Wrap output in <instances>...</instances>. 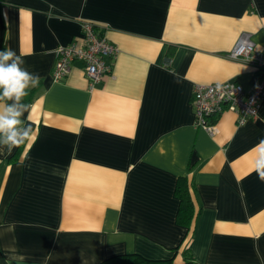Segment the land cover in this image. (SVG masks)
<instances>
[{"label": "crops", "instance_id": "1", "mask_svg": "<svg viewBox=\"0 0 264 264\" xmlns=\"http://www.w3.org/2000/svg\"><path fill=\"white\" fill-rule=\"evenodd\" d=\"M84 20L117 45L112 69L90 86L75 60L54 81V48L79 42ZM242 32L264 47V0H0L2 47L40 78L21 101L34 141L18 153L0 144V264L124 252L181 264L184 247L199 264H264L251 152L264 140V97L243 126L232 111L215 117L213 135L191 104L194 83L250 85L252 66L225 56ZM180 177L189 227L177 222Z\"/></svg>", "mask_w": 264, "mask_h": 264}, {"label": "built area", "instance_id": "2", "mask_svg": "<svg viewBox=\"0 0 264 264\" xmlns=\"http://www.w3.org/2000/svg\"><path fill=\"white\" fill-rule=\"evenodd\" d=\"M98 27L93 21L84 20L80 24L79 42L72 41L54 48L51 72L54 81L63 78L75 60L82 62L90 86L110 73L118 47ZM225 56L252 66V81L247 88L236 81L193 84L194 124L210 135L215 131V117L222 112H234L237 122L242 123L256 116L259 102L264 97V47L257 48L250 34L242 32Z\"/></svg>", "mask_w": 264, "mask_h": 264}, {"label": "clouds", "instance_id": "3", "mask_svg": "<svg viewBox=\"0 0 264 264\" xmlns=\"http://www.w3.org/2000/svg\"><path fill=\"white\" fill-rule=\"evenodd\" d=\"M23 59L9 48L0 50V101L5 99L13 103L0 105V144L8 147L9 152L18 147L32 136L31 126L21 130L22 117L28 111L29 105L21 101L28 95V89L39 84V76L30 73L22 67ZM246 122H242L243 124ZM251 152L256 153L253 160V169L258 178L264 182V140H261Z\"/></svg>", "mask_w": 264, "mask_h": 264}, {"label": "trees", "instance_id": "4", "mask_svg": "<svg viewBox=\"0 0 264 264\" xmlns=\"http://www.w3.org/2000/svg\"><path fill=\"white\" fill-rule=\"evenodd\" d=\"M3 49L4 48L1 45V38H0V50ZM169 53H171V51H169ZM34 90L35 87L29 88L27 90L28 95L23 98L22 102H28L31 99ZM4 101H7V99H5ZM18 152H19V147L18 149H16L15 153ZM175 192L179 198L177 222L183 226L189 227L192 222V218L194 216V209H193V203L187 185V181L184 177H180L178 179ZM181 255H182L181 264H199L187 247H184L182 249ZM96 264H176V263L173 262L172 257L153 259V258L144 257L135 252H124V253H118L112 255L107 259H104Z\"/></svg>", "mask_w": 264, "mask_h": 264}]
</instances>
